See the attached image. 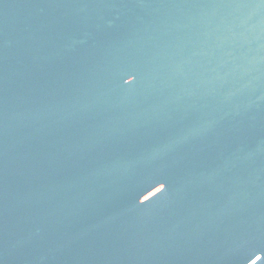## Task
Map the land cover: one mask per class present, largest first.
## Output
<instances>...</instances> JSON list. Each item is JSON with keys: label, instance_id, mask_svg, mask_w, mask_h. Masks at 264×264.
Listing matches in <instances>:
<instances>
[{"label": "water", "instance_id": "obj_1", "mask_svg": "<svg viewBox=\"0 0 264 264\" xmlns=\"http://www.w3.org/2000/svg\"><path fill=\"white\" fill-rule=\"evenodd\" d=\"M0 264H264V0H0Z\"/></svg>", "mask_w": 264, "mask_h": 264}]
</instances>
